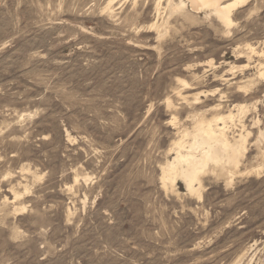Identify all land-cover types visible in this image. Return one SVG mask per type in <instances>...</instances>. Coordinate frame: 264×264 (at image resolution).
<instances>
[{"label":"rangeland","instance_id":"374dc122","mask_svg":"<svg viewBox=\"0 0 264 264\" xmlns=\"http://www.w3.org/2000/svg\"><path fill=\"white\" fill-rule=\"evenodd\" d=\"M177 2L0 0V264H264V0L229 29ZM231 110V183H165Z\"/></svg>","mask_w":264,"mask_h":264},{"label":"bare ground","instance_id":"6f19581e","mask_svg":"<svg viewBox=\"0 0 264 264\" xmlns=\"http://www.w3.org/2000/svg\"><path fill=\"white\" fill-rule=\"evenodd\" d=\"M246 1L247 0H179V2L170 5V7L172 6L175 11H186L188 5L192 10L208 11L210 12L208 16L214 15L222 25L229 29L234 24V10L241 5L243 6ZM171 11H173V9ZM260 76L264 79V71L260 72ZM220 106L222 107V105ZM246 111L247 106L245 105L237 107L238 115H242V113ZM237 114L231 110L228 114L217 115L211 120L199 118L191 130H189V128L184 129L181 132L180 138L174 142L175 155L173 159L167 160L168 162L166 161V164L162 168L164 182L170 181L174 184L177 179H181V182L183 181V183H185L186 189L193 195L194 193L198 194L200 198L203 195L201 192L203 184L202 175L209 170L213 172L220 170L229 174V182L231 183L233 180L232 176L235 173L233 174L230 166L239 167L241 156L245 154V144L247 143L246 140L248 135V133L245 134L241 131L242 133H240L238 137L235 136L233 139H230L228 132L231 128L228 123L229 121H234ZM241 124L244 125V123ZM261 135L264 136V132H261ZM14 194L17 193L15 192ZM18 197L20 196L17 194V198ZM15 198L16 195L14 196V199ZM17 211L19 210L17 209Z\"/></svg>","mask_w":264,"mask_h":264}]
</instances>
